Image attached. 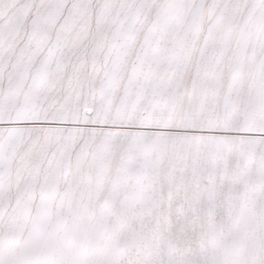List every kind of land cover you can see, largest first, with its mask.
<instances>
[{"label": "snow or ice", "instance_id": "snow-or-ice-1", "mask_svg": "<svg viewBox=\"0 0 264 264\" xmlns=\"http://www.w3.org/2000/svg\"><path fill=\"white\" fill-rule=\"evenodd\" d=\"M0 264H264V0H0Z\"/></svg>", "mask_w": 264, "mask_h": 264}]
</instances>
